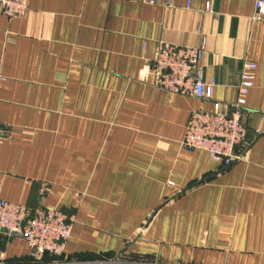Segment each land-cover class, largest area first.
Segmentation results:
<instances>
[{
  "label": "crops",
  "instance_id": "obj_1",
  "mask_svg": "<svg viewBox=\"0 0 264 264\" xmlns=\"http://www.w3.org/2000/svg\"><path fill=\"white\" fill-rule=\"evenodd\" d=\"M154 1L28 0L14 20L0 7V198L74 218L62 256L37 262L1 233L0 264H264V14ZM201 36L211 100L139 80L159 42ZM244 61L248 135L223 167L183 141L194 112L232 113Z\"/></svg>",
  "mask_w": 264,
  "mask_h": 264
},
{
  "label": "built area",
  "instance_id": "obj_2",
  "mask_svg": "<svg viewBox=\"0 0 264 264\" xmlns=\"http://www.w3.org/2000/svg\"><path fill=\"white\" fill-rule=\"evenodd\" d=\"M147 3L156 4L154 0ZM162 5L172 7L173 0H166ZM0 7L9 20L19 19L27 14L28 0H0ZM206 12L213 13L210 4L206 6ZM263 14L264 1L257 0L255 16L260 18ZM199 30L197 28V32ZM206 53L204 36H201L200 43L195 48H181L159 42L154 60L144 65L139 80L173 95L211 100L216 80H205L201 63ZM256 68L249 61L243 62L232 113L221 111L217 104L213 111H198L191 115L183 141L185 148L202 150L223 167L230 166L239 158L237 149L245 143L248 135L242 111L253 86ZM2 80L3 77L0 76V81ZM73 224V216L60 210L39 208L30 212L24 206L0 198V234L22 237L37 262L47 254H64Z\"/></svg>",
  "mask_w": 264,
  "mask_h": 264
},
{
  "label": "water",
  "instance_id": "obj_3",
  "mask_svg": "<svg viewBox=\"0 0 264 264\" xmlns=\"http://www.w3.org/2000/svg\"><path fill=\"white\" fill-rule=\"evenodd\" d=\"M264 136V132H262L261 134H259L258 138L259 139L260 137Z\"/></svg>",
  "mask_w": 264,
  "mask_h": 264
}]
</instances>
